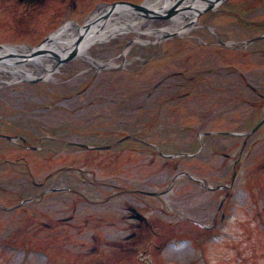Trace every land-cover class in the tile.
Returning <instances> with one entry per match:
<instances>
[{
    "label": "rangeland",
    "instance_id": "374dc122",
    "mask_svg": "<svg viewBox=\"0 0 264 264\" xmlns=\"http://www.w3.org/2000/svg\"><path fill=\"white\" fill-rule=\"evenodd\" d=\"M148 20L150 19L144 21L149 23ZM260 21H264V0H227L215 10L201 14L191 23V30L181 36L161 39L154 44L133 42L125 47L127 42L135 37L148 41L155 39L153 34V36H136L134 32H130L91 46L90 55L99 62H114L113 64H117L118 67L105 69L94 67L86 59H74L59 67L58 71L53 73L54 79H45L38 83L20 81L0 85V134L21 136L26 139V143L29 145L39 147L35 152L21 146V141L13 142L0 138V225H3L0 228V264H21L20 261L25 262L24 264H38L35 262L38 256L35 255L33 249L34 243H36V232L14 230V225L24 223L21 214L13 217V213H16L15 210H2L1 207H14L20 203V206L26 209H21V211L25 210L26 213L28 211L32 217L33 202H25L23 198L29 197L34 191L33 180L41 181L50 178L45 187L50 185V187H57L63 184L83 189L79 184L71 181L73 175L69 172L56 174L66 165L81 164L84 161L82 150L62 145L68 144L69 141L94 146L106 145L114 139L122 137L107 134L115 128L120 130L121 135L129 131L132 133L141 130L139 134L132 135L133 139L145 140L165 149L180 146L181 151H195L198 150V139L203 140L206 145L215 144L217 147L215 157L218 170L217 184L224 182L225 174L228 173L231 164L230 161L225 164L226 159L221 155L222 152L231 154L232 159H243L242 168L232 183V193L234 194L230 202L232 216L225 220L224 229L216 234L219 242L206 248L205 258L210 264H264V188L260 189L259 186H256L253 194L247 192L246 195L245 190L241 188L243 183H250L251 172L256 173L255 176L259 177L255 179V182L262 178L260 175L264 176V172H260V174L257 172L261 171L264 163V127L250 135L240 156L241 146L245 141L244 137L222 138L212 135L201 138L194 133L178 134L174 128L188 120L179 121L177 124L175 120L161 118L152 124L153 114L150 112L155 111L151 108L155 107L157 103L152 102V99L156 97L148 99L149 88L160 82L167 73L177 67L179 69L182 67H222L224 70L223 67L233 66L242 69L245 79L252 87H257L259 82L261 85L264 84V41L249 42L252 37L250 30L257 29ZM164 24L166 22L152 21L149 27L159 28ZM11 42L32 46L36 41L11 40ZM222 43L224 45H221ZM125 49H128L125 54L127 62L124 61L125 58L121 57ZM0 78L7 79V76L0 73ZM234 81L236 83L238 80L234 79ZM239 89L240 92L237 95H242L245 100L239 101L237 100L239 97H236L233 100L235 102L222 105L220 107L222 112L219 116L226 121H218L210 126L208 124L207 127L213 126L218 130L227 128L236 132L241 130L244 123H247L249 130L257 123L262 109L261 107L259 110L256 109V91H252L255 93L254 95L246 86ZM262 91L264 92V90ZM263 106L264 104L262 105L264 110ZM100 114H104V119L99 116ZM106 115L114 117L108 119ZM244 115L247 117L244 118ZM98 118L100 119L98 120ZM169 128H173V130L170 131L171 134L166 135L165 130ZM126 144H132V141H128ZM138 150L144 153L143 149ZM206 150L205 148L199 152V155L203 156ZM123 152H121L123 162L135 158L133 153ZM87 153L94 156L93 160L101 158L97 152ZM152 158L155 163L152 164V177L148 182L143 181L144 174L140 173L134 175L132 180H136L137 186L142 184V187L147 189H150V186L165 187L166 173L161 171L160 167L165 159L156 153H153ZM148 160H150L149 155ZM170 160L175 162L179 159L172 158ZM184 160H187V157H184ZM125 166L126 164L123 169ZM255 167H258L257 171ZM86 168L91 173L96 170V177L94 176L96 182H106L105 186L103 184L101 186H93V184L85 186L86 190L109 191L106 186L113 179L112 167L103 168L92 165ZM140 169L144 168L137 164V171ZM176 172L169 175V181ZM92 174L94 175V173ZM86 175L90 176V173L85 174L88 179L89 177ZM140 179L143 180L140 182ZM198 192L199 195L202 194L200 193L202 191ZM238 192L239 194H237ZM196 193L197 191L194 195H189V198L198 201L195 198ZM205 193L206 196L212 195L207 191ZM14 197H18L17 201H12ZM62 197L65 196L62 194ZM199 198L202 199L200 196ZM165 199H167V204H174L178 197L175 192L171 191ZM220 199L221 196L217 194L216 208L221 202ZM39 206L42 213H51L50 199H42ZM18 232L22 234L27 250L24 248L16 250L23 246L22 241H16ZM93 233L95 232L64 233L65 235L69 234L71 240L68 242L70 250L68 244L60 248L64 256L65 254L71 257L76 254L83 255V251L90 253L91 245L93 248L96 244L89 237ZM98 234L107 242L116 240L126 233L103 231ZM42 235L46 238L43 243H48L49 232L44 230ZM173 237L174 239L164 249L158 248L159 244L150 249L148 257L152 255L155 258H160L157 259L160 261L159 263L155 261V258H152L153 260H150L152 263L155 261V264H181L199 256L197 250L187 243L177 240V236L173 235ZM149 239L157 242V238L153 236H149ZM64 240L67 242L69 237L63 238ZM82 240L87 243L85 248H79V242ZM63 241L61 242L63 243ZM96 247L97 251L105 252L107 257H110L113 254L111 251H114L105 246L97 245ZM158 252L162 254L158 256ZM116 254L118 252H115L113 256ZM43 255L49 263L58 264V258L54 255L53 250L45 249ZM140 256L143 257V254L135 252L131 255L134 264H136L135 258L138 260ZM66 258L61 260V264L72 263L70 258ZM90 261L81 258L77 263L75 259L72 264H83V262Z\"/></svg>",
    "mask_w": 264,
    "mask_h": 264
},
{
    "label": "flooded vegetation",
    "instance_id": "af4514ba",
    "mask_svg": "<svg viewBox=\"0 0 264 264\" xmlns=\"http://www.w3.org/2000/svg\"><path fill=\"white\" fill-rule=\"evenodd\" d=\"M116 1L120 0H0V43H11V40H35L34 45H37L54 33L58 34L60 39H66L71 35L73 25L86 21L99 4ZM124 1L137 2V0ZM260 25L264 26V23ZM213 70L205 67L195 69L193 67H183L182 69L173 70L165 75L163 81L156 83L150 89L149 98L156 97L154 100L158 103L177 102L178 106L175 109H177L180 118H186L192 114L196 118L198 117L205 126L211 121L210 109L208 111H197L196 113L191 104L224 101L221 96L217 97V94L224 92L226 90L224 88L227 87L222 83L218 84L216 79L212 78L216 75L214 74L215 70ZM157 94H160V96H157ZM258 96L260 102L264 100L263 92L259 91ZM107 118L110 119L109 115ZM195 126L183 128L182 130H188L195 135L200 132H209L206 127ZM119 132L120 130L115 128L107 134L115 135ZM138 132H141V130L132 133L129 131L127 134L132 135ZM219 133H223V131H219ZM103 147L106 148L91 151L97 152L101 157L100 160H93L94 156L87 153L88 150H82L84 161L81 164L75 163L65 166L74 169L76 175L71 177V181L79 184L84 190L62 184L40 191L41 187L45 186L46 181H34L33 184L37 191L31 193L29 197L23 198L25 202H33L34 212L32 217L28 211L25 212L26 209L21 207L20 203L14 205V207L6 206V209L16 211V213H13V217L21 214V219L24 220L22 224H13L15 226L14 230H32L36 232L35 238L38 245L42 244L48 249L55 247V250L69 244L68 242H71L69 234L74 232L79 234L84 232L100 233L103 231L126 233L116 240L106 242V245L114 250L111 253L118 252L116 256L112 254L110 257H107L105 252L96 249L97 245L103 244V239L94 234L91 235L96 244H94L95 247L90 248V255H94L93 258H97V262L100 264L102 261L108 262L110 260L133 264L131 255L135 252L143 254V257L140 256V259H138L139 261L135 258L136 264H148V248L157 245L155 241L149 239V236L154 235L159 239L158 242L163 245L169 237V231L182 233L183 237H188L191 242L207 243L215 231L218 211L232 194L231 188L225 187L224 197L219 208L215 207L217 198L216 174L218 171L215 163L217 155L215 144H203L197 152L178 155V157L190 156L188 160L179 159L172 162L169 159L176 156L171 153L175 152L173 150L164 154L163 157L166 159L160 167L161 171L166 173L165 183L168 182L169 175L174 171H177L174 176L177 177L178 181L174 182L167 191L151 192L154 194H148L147 188L142 187V184L137 186L136 180H132L137 173L144 174V180L140 179V182L142 180L148 182L152 177V164L155 163V160L152 158L153 154L148 153V143H144V145L140 142L135 144L112 143ZM140 147L145 148L144 153L139 152L137 148ZM205 148L207 150L204 155L200 156L199 152H202ZM122 151H124L123 153H133L135 158L123 162L121 159ZM242 153L243 149L240 156ZM222 154L227 157L225 164L231 161V154L227 152H222ZM148 155L150 160H148ZM238 162H240V166H238ZM241 162V158L239 161H232V165L235 164L237 172L242 168ZM125 164L126 166L123 169ZM137 164L144 169L137 171ZM92 165L103 168L112 167L113 179L106 186L109 191L94 192L86 190L85 186L91 184L93 186L106 185L105 181L95 182L94 175L85 168ZM233 166L230 164V169L224 177L226 180L231 178ZM261 171H264V163ZM57 173H60V171ZM85 173L91 174L90 176L86 175L89 177L88 179L83 175ZM122 174H125V176H122ZM150 187L160 188V186ZM151 188L150 190H152ZM55 189L58 190L54 191ZM172 189L175 190L178 200L174 204H167L165 197ZM196 191L195 198L198 201L189 198V195H194ZM198 191H202L200 192L202 194L199 195ZM206 191L209 194L212 193V195L206 196ZM62 194L65 197H62ZM44 198L50 199L52 210L49 214L40 211L39 203ZM17 199L18 197H14L12 201H17ZM21 209L25 210L21 211ZM2 226L0 225V228ZM44 230L49 232L48 239L50 240L48 243H43L46 240L45 236L42 235ZM64 233L69 234L65 235ZM68 237L67 242L63 241V238L67 239ZM42 239L44 240L42 241ZM83 244L84 242L80 246H83ZM65 256L70 257L67 254Z\"/></svg>",
    "mask_w": 264,
    "mask_h": 264
},
{
    "label": "bare ground",
    "instance_id": "6f19581e",
    "mask_svg": "<svg viewBox=\"0 0 264 264\" xmlns=\"http://www.w3.org/2000/svg\"><path fill=\"white\" fill-rule=\"evenodd\" d=\"M172 0H159L158 2H153L150 4H170ZM126 15L120 14L116 18L112 19L103 32L93 34L90 37L82 41L79 46V58L85 59L89 57V49L94 44H99L106 42L109 39L115 36H120L126 33L136 32V35H140L142 32L153 33L156 37L163 35L164 33H179L183 34L188 29L184 27L186 25L185 19L181 16L180 20L170 22V24L165 25L160 31H154L151 29L150 24H139L137 20H134L130 17H125ZM138 42L145 43L146 40L137 38ZM26 53L27 51H22ZM18 56H13L6 58L5 60L0 61V73H4L7 76V79L0 78V85L4 83L17 82L21 79L28 77H37V76H47L48 79L53 78V72L55 67H52L53 61L51 59L47 60H38L34 59L28 62L19 61ZM125 61L127 62L126 58ZM54 79V78H53Z\"/></svg>",
    "mask_w": 264,
    "mask_h": 264
},
{
    "label": "water",
    "instance_id": "95a60500",
    "mask_svg": "<svg viewBox=\"0 0 264 264\" xmlns=\"http://www.w3.org/2000/svg\"><path fill=\"white\" fill-rule=\"evenodd\" d=\"M201 1H203L201 3ZM224 0H174V2L169 5L160 6L157 9L148 7L145 5H120V6H113L108 5L102 15V17L95 23L99 24V27L102 28L105 25L106 19L115 11H132L137 16L141 15L146 18L151 19H167V20H176L177 15L188 13L194 14L195 16L200 15L202 12L208 11L213 9L215 6H217L219 3L223 2ZM200 6V8L195 7ZM125 4V3H122ZM195 10V11H194ZM90 26L86 25L83 32H80V34L74 39V41L71 44V47L69 50L65 51L64 54L59 55L55 52H44L46 56H49L55 60L54 67H57L63 62H67L70 59L74 58L78 52H79V46L84 41L85 38L90 36L93 33H96L95 31L90 30ZM39 53V52H37ZM39 80V79H38Z\"/></svg>",
    "mask_w": 264,
    "mask_h": 264
}]
</instances>
